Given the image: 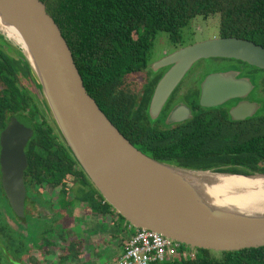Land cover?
I'll list each match as a JSON object with an SVG mask.
<instances>
[{"label": "water", "instance_id": "water-1", "mask_svg": "<svg viewBox=\"0 0 264 264\" xmlns=\"http://www.w3.org/2000/svg\"><path fill=\"white\" fill-rule=\"evenodd\" d=\"M0 19L20 33L45 101L77 162L104 199L133 227L215 252L264 246V215L211 209L201 195V182L191 181L199 173L247 177L264 173L195 170L154 159L131 143L89 94L59 25L41 0H0ZM210 57L234 58L264 69V47L244 38L220 36L178 48L154 64L155 69L170 67L155 88L150 104L153 117L191 67ZM234 74H209L202 85L201 104L218 106L254 88L251 80ZM257 108V103L243 102L232 107L231 114L242 119ZM33 133L31 120L17 114L0 134L2 186L21 215L26 191L24 149Z\"/></svg>", "mask_w": 264, "mask_h": 264}, {"label": "trees", "instance_id": "trees-1", "mask_svg": "<svg viewBox=\"0 0 264 264\" xmlns=\"http://www.w3.org/2000/svg\"><path fill=\"white\" fill-rule=\"evenodd\" d=\"M41 1L59 25L89 94L115 126L143 152L183 168L264 173V117L256 119L258 131L244 135L243 139L235 138L230 126L227 131L222 128L217 140L203 139L201 128H195L198 124L191 126V130L160 133L145 125L142 109H133L135 96L129 93L131 87L127 79L128 75L147 68L159 32H167L173 43L181 42L182 29L196 16L207 19L219 13L221 37L244 38L264 47V0ZM7 48L11 50L0 33V133L12 116L30 107L35 114L38 104L45 103L21 83L22 78L37 81L30 59L22 50L14 56ZM149 97L150 94L144 97L145 107ZM36 128L38 132L40 129ZM94 193L98 194L99 201L94 196L89 199L87 211L96 213L104 225H126L129 235L133 234L135 228L104 201L101 193L96 189ZM70 203L64 202L63 207L66 209ZM0 232L10 238L9 243L14 246L10 250L18 253L17 241L11 238L15 233L6 232L1 217ZM47 242L54 244L51 238ZM68 248V254L60 259L66 264L79 257L75 245ZM196 248L195 256L180 253L172 260L156 264H264V246L222 252ZM6 252L7 249H0V264H12Z\"/></svg>", "mask_w": 264, "mask_h": 264}, {"label": "flooded vegetation", "instance_id": "flooded-vegetation-1", "mask_svg": "<svg viewBox=\"0 0 264 264\" xmlns=\"http://www.w3.org/2000/svg\"><path fill=\"white\" fill-rule=\"evenodd\" d=\"M175 44H181V42ZM167 54L169 53L165 52L164 56ZM206 59H214L218 62L229 58H202L194 65ZM156 62L150 61L144 71L138 72L145 74V82L140 84L138 88L132 87L131 90H129V93L135 96L133 109H142L145 125L152 128L153 131L174 133L182 129L191 130V126L198 124V126L195 125V128H201L203 139L209 137L214 138V140H217L218 135L222 132V128L227 131L228 126L232 128L233 134H235L234 137L239 139H243L244 135L258 131L257 129L259 126H257L256 119L264 117V114L258 112L260 108L259 104H257L258 108L252 110L251 113L248 112L245 118L235 119L231 114L232 107L239 103H256L255 99L251 96L253 89L244 97L230 99L218 106H206L201 104L202 85L209 74L216 72H233L235 73V78L245 77L249 79L248 76H244L245 74L243 75L236 67L216 66L214 68L204 69V75L192 82L191 90L183 92L181 91V86L189 71L194 67L193 65L168 97L160 113L156 117H153L150 112V104L155 88L170 67L155 69L154 64ZM132 83L131 81L130 84ZM147 94H150V97L145 107L143 103L145 101L144 97H147ZM39 98L45 103H43V105L38 104L37 113H31V110L34 109L33 107L28 108L29 110L22 113L31 120L34 129L33 136L29 139L24 149L27 156V166L24 169L26 191L23 214H17L14 211L7 199L0 177V217L5 224L6 231L14 232L16 236L23 234L18 228L23 231L25 225H28L27 222L29 220H47L41 235L45 240L51 238V240L54 241L59 234V232H57V227H59L62 214H65V218H67L70 223H72L71 219L75 218V211L80 212L81 214L79 215L85 217V213L88 212L89 199H92L94 196V198L99 201V196L94 193V189H96L95 185L71 152L45 101V97L42 96ZM176 111H178L177 114ZM35 125L40 129L38 132ZM262 125L264 126V122H262ZM121 133L133 143L129 136L122 131ZM133 144L140 149L135 143ZM140 150L143 152L142 149ZM104 201L106 200L104 199ZM64 202H71L66 209L63 207ZM37 209L42 210V214L39 215V217H34L32 211H37ZM11 222L14 223L12 224Z\"/></svg>", "mask_w": 264, "mask_h": 264}, {"label": "rangeland", "instance_id": "rangeland-1", "mask_svg": "<svg viewBox=\"0 0 264 264\" xmlns=\"http://www.w3.org/2000/svg\"><path fill=\"white\" fill-rule=\"evenodd\" d=\"M0 33L4 35L6 44L11 47V50L8 48L6 49L10 54L18 56L21 50L26 54L24 47L16 38L9 36L5 31L3 32V29L1 28ZM182 33L183 39L181 44H175L172 42L167 32H159L151 51L150 61L156 62L164 56L165 52L170 53L176 50L175 48H179L183 45L220 37L219 13L212 14L207 19L202 16H196L191 20L188 26L182 29ZM216 66H227L229 68L236 67L243 75L245 74L244 76H248L254 85L251 96L260 106L258 112L264 114V69L252 66L238 59L229 58L218 62L214 59L201 60L194 65L185 77L181 86V91H190L192 88V82L198 77L200 78L204 75V69H210ZM144 75L145 74L138 72L128 75L127 79L129 80V86L131 88H138L140 84L145 82L146 76L144 77ZM36 80L37 81L35 82L22 78L21 83L23 86L31 90L32 93L38 95V97H45L41 91V86L38 85L40 84L39 79L36 78ZM131 81L133 82L132 84H130ZM32 213H34V217H39V215L42 214V210L37 209V211H32ZM79 214L81 213L75 211V218L71 219L72 223L65 218L64 213L62 214L59 227H57V232H59V234L57 235V238H55L53 242L54 244L48 243L41 235L44 231L43 228L45 227L47 220H29L27 222L28 225H25L23 231L17 227L18 230L23 233L20 235L21 237L18 235H12L11 237L17 241L18 246L16 247V250L18 253H14L10 250V247L14 246L11 245V242L9 243L10 238L7 239V237H4L1 232L0 249H3L4 251L7 249L5 256L10 259L11 262H9L12 264H66L65 262H61L60 259L62 256L68 254L67 248L73 244L77 248L76 252L79 257L69 261V264H107L110 262L116 264L114 263V257H117L118 252L122 248L121 244L129 237V231L126 228V225H104L99 221L100 218L96 213H85V217ZM100 255H102V257Z\"/></svg>", "mask_w": 264, "mask_h": 264}, {"label": "bare ground", "instance_id": "bare-ground-1", "mask_svg": "<svg viewBox=\"0 0 264 264\" xmlns=\"http://www.w3.org/2000/svg\"><path fill=\"white\" fill-rule=\"evenodd\" d=\"M0 28L16 38L29 54L14 26L4 24L0 19ZM198 176H192L191 181L196 180L198 184L201 182V195L206 198V203L211 209L221 208L241 215H264V176L213 173H199Z\"/></svg>", "mask_w": 264, "mask_h": 264}, {"label": "built area", "instance_id": "built-area-1", "mask_svg": "<svg viewBox=\"0 0 264 264\" xmlns=\"http://www.w3.org/2000/svg\"><path fill=\"white\" fill-rule=\"evenodd\" d=\"M180 253L195 256L197 248L151 229L135 228L118 252L116 264L163 263Z\"/></svg>", "mask_w": 264, "mask_h": 264}]
</instances>
